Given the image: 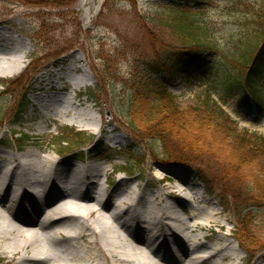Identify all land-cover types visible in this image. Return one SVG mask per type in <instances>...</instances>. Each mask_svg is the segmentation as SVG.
<instances>
[{
    "label": "rangeland",
    "instance_id": "374dc122",
    "mask_svg": "<svg viewBox=\"0 0 264 264\" xmlns=\"http://www.w3.org/2000/svg\"><path fill=\"white\" fill-rule=\"evenodd\" d=\"M175 1L0 0V37H16L22 41L23 47L28 49L19 70H0V148L18 156L30 150L36 151L40 158L46 156V153H51L57 160L73 159L78 166L105 162L106 171L110 176V189L121 177L129 180L135 189H138L136 184L140 189L144 188L148 196L154 191L165 193L166 179L185 185H181L179 189L189 192L191 204L199 206L202 211H217L215 218L224 225L223 230L215 225L212 230L205 228L204 231H199L202 242L208 243L225 237L223 242H231L240 255L236 263L246 264L249 256L235 237L242 215L248 213L252 216V224H256L264 216V207L258 204L260 200L255 192L257 188L254 187L256 180L264 182V154L256 150L255 146L250 150L249 146L241 145L223 134L219 135L213 128L206 129L207 137L199 136L197 139L204 138L207 145L213 142L217 156L206 152L204 157L197 154L196 157L203 158L214 170L216 168L224 171L232 178H225L227 181L224 183L228 186L226 187L217 178L220 175L207 168L211 171L210 175H215L219 182L218 184L216 179L210 180L209 185L213 188L209 189L207 181L202 177L203 170L195 165L187 166L168 159L162 139H145V132L138 130L142 135L137 134L127 124L131 122L128 113L132 108L131 100L135 93L140 91L144 98H148L149 91H156L161 85L167 87L176 102L188 111L211 94L229 115L234 126L238 127L239 133L264 138V108L262 110L259 105L251 102L244 95L242 88L216 91L209 83V75L199 70L208 63H211V68L216 67L213 53L198 55L196 63H181L177 52L182 46L180 42L166 38L164 32L159 30L161 36L156 25L148 17L159 12V6H173ZM183 2L182 6L188 3L187 0ZM197 5L207 6V19L214 25L218 43L223 44L224 36L242 33L246 25L245 19L249 18L248 13L261 12L264 9V0H205L199 1ZM195 7L196 5L192 4L191 8ZM89 11L92 18L86 14ZM240 19L244 22H240ZM71 57H74V66L77 68L71 76L82 79L80 85H74L78 86L77 91L70 89L58 92L57 89H47L52 81L57 84L58 79L51 75V81L48 82L41 77L53 74L54 69H59V72L56 71L58 74H65V71L60 69L66 66ZM230 69L234 71L233 78L236 79L237 72L231 66ZM261 70L262 75L258 78L262 87L264 68ZM41 79H45L46 83H42ZM77 92L82 102L80 105L76 102L72 106L79 110L78 113L94 118V129H98L105 121L108 131H92L74 120L71 121L65 115L51 117L42 126L45 128L40 129L44 116L42 103H52L58 109L66 110L70 105L65 99L75 96ZM35 96L42 97L34 101ZM148 99L154 104L152 96ZM79 100L75 98V101ZM179 118L189 123V116L181 115ZM192 125L189 124L194 128ZM178 126L179 122L177 125L173 124L175 128ZM136 127L138 128L137 125ZM74 129L86 135L87 138L82 140L84 145L81 140L73 138L71 132ZM115 136L120 141L114 139ZM62 137L66 139V144L60 146L55 142ZM133 137L139 139L134 148ZM188 137L187 139H190ZM95 142L111 148L112 152L105 153L101 159V153L91 149ZM178 143L171 141L172 146L176 145L180 153V147L183 145ZM261 143V140H257L254 144L260 147L263 145ZM233 155L240 156L238 163H235L237 159ZM228 164L230 167H227ZM114 168L129 169L128 175L116 174L113 172ZM157 173L165 182L159 181L155 175ZM105 178L103 177V184ZM195 190L199 191L193 196ZM238 191L239 199H236L234 196ZM164 196L167 197L165 194ZM175 198L179 199V196H171L168 200L175 205ZM177 203L180 204L176 207L178 212L187 216L188 202L177 200ZM202 216L199 214L200 218ZM259 229L264 233L263 224ZM255 230L257 234L258 230ZM259 237V243L264 244L263 237ZM81 245L85 246L82 241ZM1 247L0 264H16L4 257ZM89 247L92 248L91 244ZM93 248V252H97V249ZM187 254L188 260L194 255L190 253V246ZM254 258V263L264 260V245L259 247ZM168 262L171 264V261ZM87 263L107 264L105 259L99 262L96 258Z\"/></svg>",
    "mask_w": 264,
    "mask_h": 264
},
{
    "label": "bare ground",
    "instance_id": "6f19581e",
    "mask_svg": "<svg viewBox=\"0 0 264 264\" xmlns=\"http://www.w3.org/2000/svg\"><path fill=\"white\" fill-rule=\"evenodd\" d=\"M21 42L11 35L0 37L1 71L20 69L28 51ZM73 60L69 58L61 67L65 74L55 73L57 84L52 81L47 89L77 91L75 86L82 79L71 76L77 70ZM49 75L41 78L49 81ZM40 97L35 96L34 101ZM79 97L77 92L65 99L70 105L66 110L42 103L40 129L51 117L65 115L93 131L94 118L72 106L76 102L80 105ZM94 130L108 131L105 121ZM46 154L40 158L30 150L18 156L0 148V247L11 262L88 264L96 258L99 262L105 259L107 264H169L168 260L171 264H238L240 255L231 242H223L225 237L202 242L200 230H212L215 225L223 230L224 225L216 220L217 211H202L191 204L189 192L179 189L182 184L166 181L165 193L154 191L148 196L144 188L136 184L135 189L121 177L110 189L105 162L78 166L73 159L57 160ZM155 175L161 178L159 173ZM174 195L179 196L175 205L168 200ZM177 200L188 202L187 216L178 212ZM189 246L194 254L190 260ZM257 264H264V260Z\"/></svg>",
    "mask_w": 264,
    "mask_h": 264
},
{
    "label": "trees",
    "instance_id": "16d2710c",
    "mask_svg": "<svg viewBox=\"0 0 264 264\" xmlns=\"http://www.w3.org/2000/svg\"><path fill=\"white\" fill-rule=\"evenodd\" d=\"M183 1L176 0V4H173V6H159V12L152 13L148 16L152 23L156 25L158 32L163 31L166 38L180 42L182 46L177 50L180 62L183 64L186 61L196 63L198 55L207 52L213 53L216 67L211 68V63H208L199 69L205 72L207 76L209 75V83L217 89L226 88L230 90L235 87L242 88L250 101L259 105L263 110L264 85L262 87L260 86L258 77L262 75L261 69L264 68V9L261 12L255 11V13H248L247 17L249 16V18L248 20L245 19V22L240 19V22L246 24L245 26L242 25L244 26L242 33L240 35L233 34L228 37L224 36L223 44H219L214 25L207 19L209 17V10L205 8L207 6L197 5L199 1L205 0H187L188 3L182 6ZM192 4L196 5L195 9L191 8ZM230 66L238 74L236 79L233 78L234 71L230 69ZM159 86L160 89L149 91L148 98L152 96L155 100L154 104L153 102L150 103L148 98H144L142 92L137 91L135 93L131 100L132 108L128 113V118H130L131 122H127V124L137 134L139 133L138 130L145 132L147 134L144 136L145 139L147 137H159L162 139L168 159L175 160L177 163L182 162V164L187 166L195 165L198 169L203 170L202 177L207 181L209 189L213 188L209 185V181L212 179L217 180L218 178L221 183H224L227 181L225 179L226 177L229 179L232 178H230V174L229 177L224 171L222 172L216 168L214 170L209 162H206L203 158L196 157V154L197 156L202 155L204 157V153L206 152L217 156L213 142L207 145V142L203 140L204 138L197 139L199 136L207 137L205 135L207 133L206 129L210 130L213 128L219 135L223 134L241 145L249 146V149H253V146H255L256 150L264 154V144L262 143L263 145L259 147L254 144L257 142V139L248 138L247 134H239L237 128L233 124L231 125L224 118V115L222 116L221 108L217 107L210 94L199 105L191 107L188 111L175 101V97L171 95L167 87ZM181 115L189 116V123L185 120L181 121L179 118ZM178 122V128L173 127V124L177 125ZM191 123L194 128L189 126ZM135 125L138 128H135ZM192 130L197 131L192 133L194 132ZM73 132H71L73 138L85 143L82 141L84 138H87L84 133ZM187 137L190 139H187ZM133 139L139 140L134 137ZM172 140L183 145V147H180V153H178L176 145L174 147L172 146ZM55 143L62 146V144H66V139L62 137V139ZM98 150L104 149L99 147ZM236 159L235 163H238L240 156H236ZM227 167H230V165L228 164ZM207 168L215 171L221 177L217 176L216 178L215 175L211 176V171H208ZM228 172L230 173V170ZM217 183L219 184L218 180ZM254 187L257 188L255 192L258 194V200H260L258 204L264 207V182L256 180ZM238 194L239 191L235 193L234 197L236 199H239ZM252 218L248 213L242 215L240 219L241 223L237 231V238L246 252L250 251L254 254L258 251L259 247H263L264 245L259 243L260 237L258 238L261 235L264 239V233L259 229L262 224L264 225V216L256 224L250 223L252 222ZM255 229L258 230L257 234Z\"/></svg>",
    "mask_w": 264,
    "mask_h": 264
}]
</instances>
